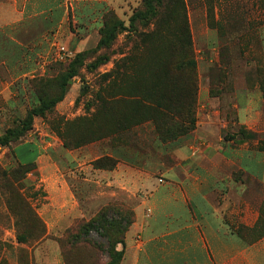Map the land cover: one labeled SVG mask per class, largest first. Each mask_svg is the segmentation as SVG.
Here are the masks:
<instances>
[{"label": "rangeland", "instance_id": "obj_1", "mask_svg": "<svg viewBox=\"0 0 264 264\" xmlns=\"http://www.w3.org/2000/svg\"><path fill=\"white\" fill-rule=\"evenodd\" d=\"M166 2L165 11L172 9L165 20L147 16L130 22L147 11L142 0H66L64 21L48 33L50 42L32 43L26 30L17 34L18 42L0 32V136L27 125L23 135L0 144V264L48 263L54 256L62 264L116 263L105 238L79 235L109 203L132 211L136 220L134 207L144 192L114 188L109 172L123 162L161 176L155 167L170 163L166 145L196 127L199 74L216 94L225 68L240 69L252 60L263 65L256 55L263 46L258 22L264 8H256V0ZM36 22L27 29L32 35L42 32ZM113 26V39L102 43ZM33 45L40 52L31 58ZM69 67L76 74L67 78ZM256 76L261 82L264 71ZM61 94L53 108L25 122L40 100ZM105 156L115 166L94 168L92 163ZM25 163H32L29 171L21 168ZM16 168V182L6 175L11 193L2 172ZM58 200L72 209L69 217L39 214L56 208L51 202ZM47 220L57 222L51 231ZM234 229L252 240L264 233V217L251 228ZM127 231L113 235L121 241L115 251L124 252Z\"/></svg>", "mask_w": 264, "mask_h": 264}, {"label": "crops", "instance_id": "obj_2", "mask_svg": "<svg viewBox=\"0 0 264 264\" xmlns=\"http://www.w3.org/2000/svg\"><path fill=\"white\" fill-rule=\"evenodd\" d=\"M65 2L0 0V32L18 42L15 37L26 30V40L50 42L48 33L64 21ZM255 4L264 8L262 0ZM35 22L42 32L32 35L27 29ZM258 27L263 46L256 56L263 65L252 60L240 69L225 68V82L216 94L199 74L196 127L166 145L170 163L155 167L161 176L123 162L109 172L114 188L144 192L119 264H264V234L248 240L234 229L251 228L264 217V150L258 149L264 140V76L261 82L256 76L264 71V19ZM39 52L33 45L28 57ZM66 204L51 202L56 208L39 214L69 217L73 211L64 209ZM45 223L51 231L57 222ZM47 262L35 264H62L57 256Z\"/></svg>", "mask_w": 264, "mask_h": 264}, {"label": "trees", "instance_id": "obj_3", "mask_svg": "<svg viewBox=\"0 0 264 264\" xmlns=\"http://www.w3.org/2000/svg\"><path fill=\"white\" fill-rule=\"evenodd\" d=\"M167 0H142V4L146 7L147 11L145 14H142L141 12H138L131 16L130 22H133L135 18L137 17H142L146 18L148 16L149 20H158L159 18H164L170 14V7H168V12L165 11V3ZM174 2H179L182 4V0H168ZM169 4V3H168ZM175 4V3H174ZM163 20V19H162ZM116 27L113 26L110 29L107 30L106 36L102 39V43L105 40H111L114 37ZM184 33H189L187 25L184 26ZM187 68V67H186ZM70 71L68 72L67 78H70L76 74V71L74 68L69 67L68 68ZM188 69V68H187ZM65 75L61 78L63 81L62 86L66 85V79ZM62 94H63V88H62ZM62 94L58 98H49V99H42L40 100V105L37 108H34L28 115H27V124L28 122H31L32 115H40L43 114L44 111L50 110L55 106L58 100L62 98ZM195 101V100H194ZM27 130V125L25 127H22L21 129H11V130H6L3 135L0 136V144L5 145L8 144L9 142L17 139L19 136L23 135V133ZM259 150H264V140L259 141L258 145ZM102 160H106L111 162L110 166H105V164H102ZM32 163H25L21 165V168H24L28 166L25 171H29V167L31 166ZM94 168L98 169H111L115 166V162L111 157H101L97 160H95L92 163ZM19 166V164H18ZM107 167V168H106ZM18 169H13L10 173H7L5 170L2 172L3 179H7L6 175L10 174V177L13 178V181H15V177L17 176ZM13 183L9 181H5L6 188L11 192L14 193V187L12 186ZM15 184V183H14ZM262 213H263V208H262ZM263 216V215H262ZM263 217H260L262 219ZM259 219V220H260ZM258 220V221H259ZM134 222V215L132 211H125L121 207V205L117 203H109L107 205L102 206L100 209L97 210V212L86 222L83 224L79 231V235L81 236H87L89 234L95 233L99 235L102 238L106 239L107 245H108V253L110 258L116 259V263L113 261L110 262L109 264H119L120 260L123 257V252H117L115 251V246L116 244H119L121 241L115 239L114 236L116 235H123L129 226ZM264 234V233H263ZM261 234V235H263ZM114 235V236H113ZM260 235V236H261ZM76 235L73 237V240H76ZM19 240H23V237L20 235ZM96 244V243H94ZM99 248L101 249L102 247L99 245ZM69 264V263H67Z\"/></svg>", "mask_w": 264, "mask_h": 264}]
</instances>
